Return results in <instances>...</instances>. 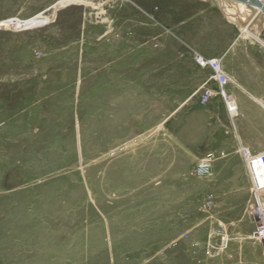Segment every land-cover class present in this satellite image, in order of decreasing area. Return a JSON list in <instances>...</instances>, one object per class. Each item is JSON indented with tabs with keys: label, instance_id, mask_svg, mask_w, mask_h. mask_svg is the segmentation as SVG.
<instances>
[{
	"label": "rangeland",
	"instance_id": "obj_1",
	"mask_svg": "<svg viewBox=\"0 0 264 264\" xmlns=\"http://www.w3.org/2000/svg\"><path fill=\"white\" fill-rule=\"evenodd\" d=\"M55 1L0 0V22ZM87 1L95 6L61 8L28 29L0 26V264H237L229 248L207 256V236L223 208L254 228L248 188L220 198L191 176L224 119L207 118L199 93L177 101L190 86L171 82L168 68L154 84L169 43L157 37L153 0ZM250 24L264 40V14ZM236 161L213 167L230 163L228 183L248 185ZM180 233V246L163 251Z\"/></svg>",
	"mask_w": 264,
	"mask_h": 264
},
{
	"label": "crops",
	"instance_id": "obj_2",
	"mask_svg": "<svg viewBox=\"0 0 264 264\" xmlns=\"http://www.w3.org/2000/svg\"><path fill=\"white\" fill-rule=\"evenodd\" d=\"M202 1L153 0V16L161 24L155 30L158 33L157 37L164 36L168 41L165 44L169 43L168 47L164 46L162 50L165 49L154 59L153 80L156 85L157 79H162L163 70L168 68L171 82L175 85L190 86L191 88L184 92L183 98H176L179 102L192 100L202 86L213 91L208 103L201 106L207 113V118L213 119L215 125L220 123L219 119H224L226 128L224 131H209L211 144L209 148L215 154L223 152L226 155L218 160L237 159L234 165L241 174V180L244 181L247 175L242 169L243 163L237 150L242 146L252 152L264 151V44L243 35L242 29L235 22L229 21L223 10ZM211 13L214 14L213 21L209 17ZM160 29L169 31L171 38H166L167 31L163 32ZM262 41L264 43V40ZM192 52L206 58L220 59L223 71L229 79L223 90L232 96L236 105V115H229L223 99L218 94L217 82L208 80L211 71L199 68L192 59ZM173 54H176L177 59H173L171 56ZM163 55L165 58L169 56V62L162 61ZM182 64L189 65V70L182 69ZM228 164L223 163L218 168L212 167L210 175L206 177L209 184L207 189L220 198L228 197L231 189L234 191L248 188L249 195V181L248 185L239 184L238 181L234 186L228 183L235 178L233 174L221 172L225 165H231ZM228 213L231 211L225 208L219 211L221 218L218 221L222 227L210 225L206 255L215 258L229 248L233 251L237 264L264 262L261 246L249 238L254 228L249 229L250 226L240 225V219L229 220L226 216ZM183 234H178L175 240L167 243L168 245L165 243L167 247H164L163 251L173 252L175 249L170 250L169 247L176 246L177 240H180ZM179 246L177 245L176 249ZM210 247L213 248L210 250Z\"/></svg>",
	"mask_w": 264,
	"mask_h": 264
},
{
	"label": "built area",
	"instance_id": "obj_3",
	"mask_svg": "<svg viewBox=\"0 0 264 264\" xmlns=\"http://www.w3.org/2000/svg\"><path fill=\"white\" fill-rule=\"evenodd\" d=\"M96 18L100 19V17ZM191 55L194 63L199 68L209 69L211 71L208 80H215L217 82L219 86L218 94L223 99L229 115H236V105L232 96L226 94L223 90L224 85L229 79L223 71L220 59L206 58L197 52H192ZM197 92L199 93V103L202 106L206 105L213 95V91L204 86ZM237 153L242 160L249 181L248 214L254 224V229L249 238L261 246L264 255V151L252 152L248 148L240 146ZM225 156L223 152L219 154H215L214 152L205 153L196 161L191 171V176L197 179L208 177L211 173L214 161ZM211 204L212 197L208 196L206 198V205L210 206ZM223 239L224 238L221 239L222 244ZM260 264H264V262Z\"/></svg>",
	"mask_w": 264,
	"mask_h": 264
},
{
	"label": "bare ground",
	"instance_id": "obj_4",
	"mask_svg": "<svg viewBox=\"0 0 264 264\" xmlns=\"http://www.w3.org/2000/svg\"><path fill=\"white\" fill-rule=\"evenodd\" d=\"M259 1H261L264 4V0H259ZM88 3H90V2H88L87 0H56L55 3L50 7L53 10V12L50 16L44 15V12L47 11L48 9H50V8H48L45 11L37 13V14L33 15L32 17H29L27 19L12 18V19H9L7 21H1L0 26H7L8 28L12 29L13 31H20V30L28 29L30 27L52 21V19L55 17V13L61 8H65V7H68L70 5H84V4L86 5ZM88 5L95 6L93 3H90ZM229 6L236 9L235 13L233 11L234 10L233 8H232L233 10L227 9L226 6H224L223 10H224V12H226L225 14L230 19L240 20L241 22L243 21V23H244V26L242 27V33H244L243 35L249 36L253 39L258 40L262 44H264L263 41L256 34H254V32H252L249 29V24H250L251 20H254L256 15L261 13V12L259 11V13H257V10L254 12L253 11L254 8L251 5L245 4V3H239V2H236L234 0H229ZM251 11L253 12V14L251 13ZM99 14H101V13H99ZM246 17H247V19H246ZM100 19L103 20L104 18H100Z\"/></svg>",
	"mask_w": 264,
	"mask_h": 264
},
{
	"label": "water",
	"instance_id": "obj_5",
	"mask_svg": "<svg viewBox=\"0 0 264 264\" xmlns=\"http://www.w3.org/2000/svg\"><path fill=\"white\" fill-rule=\"evenodd\" d=\"M234 1L239 3L249 4L254 8L253 9L254 12L257 10V13H259V11L261 13H264V4L259 0H234Z\"/></svg>",
	"mask_w": 264,
	"mask_h": 264
}]
</instances>
